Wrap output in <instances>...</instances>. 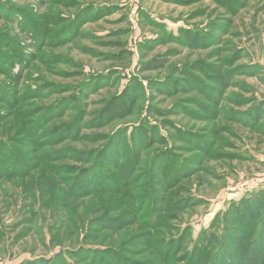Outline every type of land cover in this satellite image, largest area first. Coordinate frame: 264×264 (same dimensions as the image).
Returning a JSON list of instances; mask_svg holds the SVG:
<instances>
[{"label": "rangeland", "instance_id": "rangeland-1", "mask_svg": "<svg viewBox=\"0 0 264 264\" xmlns=\"http://www.w3.org/2000/svg\"><path fill=\"white\" fill-rule=\"evenodd\" d=\"M158 61L161 70L142 72ZM169 78L178 90L160 84ZM123 93L130 110L105 122ZM142 125L149 174L167 165L165 151L198 158L197 168L174 171L166 206L186 200L165 214L167 227L189 230L183 251L264 192V0H0V264H84L81 250L111 234L127 244L136 227L103 233L96 224L104 205L122 199L83 192L84 180L106 166L115 134ZM140 171L148 173L139 167L135 178ZM143 191L154 205L164 188Z\"/></svg>", "mask_w": 264, "mask_h": 264}, {"label": "trees", "instance_id": "trees-1", "mask_svg": "<svg viewBox=\"0 0 264 264\" xmlns=\"http://www.w3.org/2000/svg\"><path fill=\"white\" fill-rule=\"evenodd\" d=\"M164 66L165 64L163 61L152 62L142 67V72L158 71ZM171 79L173 78H169L160 84L168 91V83L172 82L174 88L178 90V82ZM196 80L197 79L190 80L193 86L196 84L198 87H206L201 79L198 81ZM204 90L205 92L208 91V93L211 92V97L213 98L219 95L217 94L218 90L208 85ZM123 95L124 93L114 101V103H118L119 105L112 106L111 104L108 107L109 110L105 112V122H109L114 116L125 117L126 110H130L131 106L127 103L128 96L122 97ZM123 100L124 106L119 103ZM126 104L128 105L127 108H125ZM201 106L206 110L203 105ZM255 108L259 109L257 107ZM111 114H114L112 118L110 117ZM26 130V127H22L14 134L22 135ZM123 130L124 137L122 139L121 136L118 140L114 141V138H118V135L115 134L112 142L103 149V157H105H101V159L105 160L107 164L106 166L98 165L101 169L95 175L92 182L84 180L85 187L83 192L90 191L95 193V189L92 188L96 187V191L99 192V194H109L110 196L117 195L122 199L117 205L115 202H109L107 205L103 206L102 212L104 213V217H101L96 223L99 226V230L103 233H115L125 228H136L133 234L130 233L129 240H126L128 245L126 242L124 244L119 241L116 242L118 239L114 238L111 234L107 236V239L104 240L103 243H98L96 248L93 249V252L84 251L82 249L80 260H82L84 264H264V192L262 193L260 191L255 193L252 197L242 199L236 204L235 208H233L234 210L228 214L230 219L226 218L223 220V225H221L222 228L219 231L214 234L202 232L194 243V246L190 250H188L189 247H187L183 251L189 230L187 228L179 232L178 227L174 226V228H176L174 230L179 233L178 235H170L174 230L167 227L165 223L166 221H171V217H166L165 214L167 210L168 212H180L183 209H187V205L183 203L186 202V200L182 201V199H180L179 203L182 202V206H179L178 202L169 207L166 206L170 191L177 185V183L173 184L175 181L172 177L173 174H175L174 171L178 169V167H180V169L186 168L190 170V168H194L192 164H195L197 168L198 164L196 165L194 161L198 158L188 157L187 159H183L182 157H178L176 152L165 151L167 152L166 155H164V160H166L165 162L167 164L164 167L167 169L166 173H163L164 168L162 167H159V169L156 170L157 172H153L155 171L154 167L152 173L149 174V165L146 161L142 162L140 153L143 147L152 143V140L145 141L146 135L142 134L144 130L146 131V126L142 125L138 127L132 134L130 129ZM63 131L64 129H61L58 133ZM128 132L131 134L129 138L125 136ZM181 134L188 135L187 141L190 144H196L197 140H199V135L194 132L189 133L182 131ZM177 138H179V136L175 137V139ZM123 142H125V147H123ZM163 142L165 141L162 140L161 143ZM131 143L133 144L130 145ZM199 144L200 146L201 144L204 146L208 144V141L199 140ZM166 147L168 148L169 146ZM31 148L36 150L37 147L33 144ZM12 150L13 148H10L9 156L18 157L12 153ZM123 151H131V153L129 152L131 156L130 159L123 157ZM31 152L33 153L32 150ZM2 161L3 159L0 157V171ZM202 161L203 160L200 159L199 164H201ZM124 162L125 165H122ZM139 167L141 169H147L148 173L145 174L140 171L138 176L140 175L142 177H138L137 179V177L135 178L134 176ZM120 174L121 179H119ZM140 179H145L144 183H140ZM157 182L160 183L155 185ZM157 186L159 188H164V192H162V196L160 195L161 198H156L154 196L153 205L152 197H149L150 194L143 191V189L151 191ZM126 201H128V203H126ZM150 201L152 203L150 207L152 210L148 211V209H145V206L147 208ZM112 214L121 215L126 217V219L122 220L123 217L119 220H117L116 217L110 218ZM208 229L209 231H213V225ZM216 241L219 245L218 254L214 253L213 248ZM125 247L128 249H125ZM247 256H254V258H252L249 263H246L244 260ZM61 261L62 263H66L65 260Z\"/></svg>", "mask_w": 264, "mask_h": 264}]
</instances>
